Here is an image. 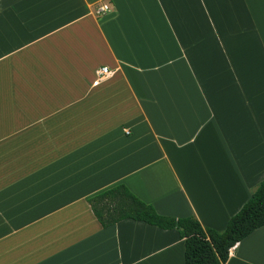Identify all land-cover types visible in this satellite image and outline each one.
Masks as SVG:
<instances>
[{
    "label": "crops",
    "instance_id": "crops-1",
    "mask_svg": "<svg viewBox=\"0 0 264 264\" xmlns=\"http://www.w3.org/2000/svg\"><path fill=\"white\" fill-rule=\"evenodd\" d=\"M262 180L264 0H0V264H184L88 198L222 231ZM225 264H264V226Z\"/></svg>",
    "mask_w": 264,
    "mask_h": 264
},
{
    "label": "trees",
    "instance_id": "trees-1",
    "mask_svg": "<svg viewBox=\"0 0 264 264\" xmlns=\"http://www.w3.org/2000/svg\"><path fill=\"white\" fill-rule=\"evenodd\" d=\"M87 202L103 228L129 219L162 230H176L184 242V264H225L232 247L264 226V180L222 231L203 227L194 217L160 215L123 184L108 188L88 198Z\"/></svg>",
    "mask_w": 264,
    "mask_h": 264
},
{
    "label": "built area",
    "instance_id": "built-area-1",
    "mask_svg": "<svg viewBox=\"0 0 264 264\" xmlns=\"http://www.w3.org/2000/svg\"><path fill=\"white\" fill-rule=\"evenodd\" d=\"M109 10H110L109 6L107 4H104V5L99 6L95 10V12H96L97 15H101V14H104V13L108 12ZM108 73H109V70H108L107 67H103V68L99 69V74L100 75L104 76V75H106Z\"/></svg>",
    "mask_w": 264,
    "mask_h": 264
},
{
    "label": "rangeland",
    "instance_id": "rangeland-1",
    "mask_svg": "<svg viewBox=\"0 0 264 264\" xmlns=\"http://www.w3.org/2000/svg\"><path fill=\"white\" fill-rule=\"evenodd\" d=\"M99 78H102V77H99Z\"/></svg>",
    "mask_w": 264,
    "mask_h": 264
}]
</instances>
